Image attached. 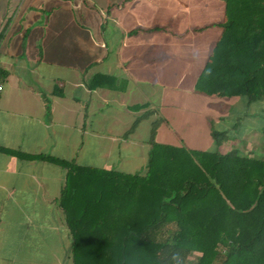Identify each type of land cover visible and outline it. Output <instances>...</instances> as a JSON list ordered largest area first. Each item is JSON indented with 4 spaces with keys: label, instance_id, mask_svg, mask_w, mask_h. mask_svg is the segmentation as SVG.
<instances>
[{
    "label": "crops",
    "instance_id": "0c3cea01",
    "mask_svg": "<svg viewBox=\"0 0 264 264\" xmlns=\"http://www.w3.org/2000/svg\"><path fill=\"white\" fill-rule=\"evenodd\" d=\"M225 18L224 0H0V264H117L121 252L106 244L117 215L74 212L68 170L29 156L130 175L147 172L152 140L264 158V100L196 89ZM214 131L227 133L219 146Z\"/></svg>",
    "mask_w": 264,
    "mask_h": 264
},
{
    "label": "trees",
    "instance_id": "16d2710c",
    "mask_svg": "<svg viewBox=\"0 0 264 264\" xmlns=\"http://www.w3.org/2000/svg\"><path fill=\"white\" fill-rule=\"evenodd\" d=\"M224 1L222 34L196 89L210 98L263 101L264 0ZM213 138L219 146L227 133L214 131ZM150 147L144 175L83 169L47 156L29 158L48 160L74 176V187L70 176L63 194L72 198L74 212L84 207L117 215L115 224H105L117 229L116 238L106 237L107 245L121 248L117 264H190L193 255L191 264H264V158L153 140ZM82 171L89 173L84 192ZM80 197L88 199L83 206L73 201ZM81 224L70 217L77 236Z\"/></svg>",
    "mask_w": 264,
    "mask_h": 264
},
{
    "label": "rangeland",
    "instance_id": "374dc122",
    "mask_svg": "<svg viewBox=\"0 0 264 264\" xmlns=\"http://www.w3.org/2000/svg\"><path fill=\"white\" fill-rule=\"evenodd\" d=\"M188 143V142H187ZM188 145H191L188 143ZM225 151V148H221V151ZM196 258H197V255H193L191 258H190V264L191 263H194L196 261Z\"/></svg>",
    "mask_w": 264,
    "mask_h": 264
},
{
    "label": "built area",
    "instance_id": "2783aa9c",
    "mask_svg": "<svg viewBox=\"0 0 264 264\" xmlns=\"http://www.w3.org/2000/svg\"><path fill=\"white\" fill-rule=\"evenodd\" d=\"M4 82H3V80H2V78H1V76H0V94L4 91Z\"/></svg>",
    "mask_w": 264,
    "mask_h": 264
}]
</instances>
